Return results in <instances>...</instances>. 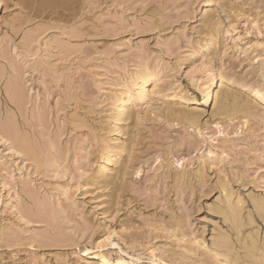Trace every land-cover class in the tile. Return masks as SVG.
Returning a JSON list of instances; mask_svg holds the SVG:
<instances>
[{"label": "rangeland", "instance_id": "obj_1", "mask_svg": "<svg viewBox=\"0 0 264 264\" xmlns=\"http://www.w3.org/2000/svg\"><path fill=\"white\" fill-rule=\"evenodd\" d=\"M119 261L264 264V0H0V264Z\"/></svg>", "mask_w": 264, "mask_h": 264}, {"label": "bare ground", "instance_id": "obj_2", "mask_svg": "<svg viewBox=\"0 0 264 264\" xmlns=\"http://www.w3.org/2000/svg\"><path fill=\"white\" fill-rule=\"evenodd\" d=\"M214 79H215V78H212V81H214ZM119 264H123L122 261H121V262L119 261Z\"/></svg>", "mask_w": 264, "mask_h": 264}]
</instances>
